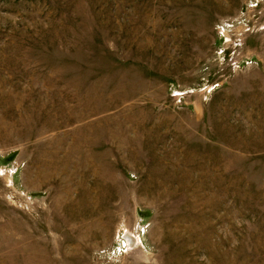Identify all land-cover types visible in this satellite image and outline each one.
<instances>
[{"label":"rangeland","instance_id":"rangeland-1","mask_svg":"<svg viewBox=\"0 0 264 264\" xmlns=\"http://www.w3.org/2000/svg\"><path fill=\"white\" fill-rule=\"evenodd\" d=\"M0 264H264V0H0Z\"/></svg>","mask_w":264,"mask_h":264}]
</instances>
